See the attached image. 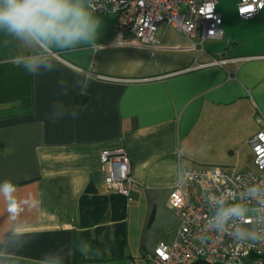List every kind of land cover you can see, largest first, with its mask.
<instances>
[{
	"label": "crops",
	"instance_id": "crops-1",
	"mask_svg": "<svg viewBox=\"0 0 264 264\" xmlns=\"http://www.w3.org/2000/svg\"><path fill=\"white\" fill-rule=\"evenodd\" d=\"M96 15L102 47L50 50L55 70L39 75L15 65L38 50L0 34V183L15 186L0 193V264H149L179 227L169 203L179 168H244L264 129V9L249 20L236 11L222 38L196 47L160 24L156 49L110 45L115 18ZM212 58L246 59L184 71ZM116 148L134 180L127 235L107 216L100 233L90 227L97 247H80L79 199L91 183L110 194L100 155Z\"/></svg>",
	"mask_w": 264,
	"mask_h": 264
},
{
	"label": "built area",
	"instance_id": "built-area-1",
	"mask_svg": "<svg viewBox=\"0 0 264 264\" xmlns=\"http://www.w3.org/2000/svg\"><path fill=\"white\" fill-rule=\"evenodd\" d=\"M219 0H96V14L115 18L116 40L110 45L135 44L156 49L160 46L157 31L160 24L203 45L207 39L223 37V17ZM264 9V0H239L237 13L243 20L256 17ZM131 41H124L126 34ZM246 58H212L190 67L189 71L211 66L238 63ZM99 78L111 80L113 78ZM253 168L238 170L223 166L210 168L180 167L169 196V203L179 218V227L171 242L159 241L147 254L149 264H195L204 260L215 264H264V240H241L235 233L241 229L264 230V207L260 198H251L253 187L264 188V129L249 140ZM102 180L108 193L130 197L134 180L130 159L124 148L106 149L100 155ZM218 201L240 204L245 216L233 218L222 229L212 220Z\"/></svg>",
	"mask_w": 264,
	"mask_h": 264
},
{
	"label": "clouds",
	"instance_id": "clouds-1",
	"mask_svg": "<svg viewBox=\"0 0 264 264\" xmlns=\"http://www.w3.org/2000/svg\"><path fill=\"white\" fill-rule=\"evenodd\" d=\"M96 0H0V34L37 49L23 57H16L17 67L30 75L55 70L49 52L55 49H69L87 45L93 50L100 39L101 20L96 15ZM79 113H73L75 119ZM63 118L53 116L55 122ZM15 190L10 180L0 183V193L6 196ZM251 198H260L264 207V188L253 187ZM14 211V209H10ZM247 209L240 204H226L218 201V210L212 220L216 229H222L229 220L245 216ZM264 222L261 217L257 223ZM241 240L261 242L264 230L241 229L235 233Z\"/></svg>",
	"mask_w": 264,
	"mask_h": 264
},
{
	"label": "trees",
	"instance_id": "trees-1",
	"mask_svg": "<svg viewBox=\"0 0 264 264\" xmlns=\"http://www.w3.org/2000/svg\"><path fill=\"white\" fill-rule=\"evenodd\" d=\"M128 198L115 194H100L94 183H91L87 190L79 199L81 226L84 229L79 238L80 247L89 244L96 248L98 240L93 237L90 227L98 225L94 232L100 233L106 227L101 226L109 216L110 220L115 223L116 236L125 238L127 235V225L125 222L127 212ZM195 264H215L204 260Z\"/></svg>",
	"mask_w": 264,
	"mask_h": 264
},
{
	"label": "rangeland",
	"instance_id": "rangeland-1",
	"mask_svg": "<svg viewBox=\"0 0 264 264\" xmlns=\"http://www.w3.org/2000/svg\"><path fill=\"white\" fill-rule=\"evenodd\" d=\"M218 8H219V11L221 12L222 16H223V19H226V21H228V19H234V14L236 13L237 11V5L239 3V0H219L218 2ZM225 26V21H224V24H223V28ZM248 163L243 167L241 168H237L238 170H247V169H251L253 168V162H252V153L251 151L249 150V159L247 161ZM212 166H204L203 168H210ZM230 168H233V167H230ZM245 229H248V228H245ZM249 230V229H248Z\"/></svg>",
	"mask_w": 264,
	"mask_h": 264
},
{
	"label": "water",
	"instance_id": "water-1",
	"mask_svg": "<svg viewBox=\"0 0 264 264\" xmlns=\"http://www.w3.org/2000/svg\"><path fill=\"white\" fill-rule=\"evenodd\" d=\"M99 179V176L94 177L93 181L96 182Z\"/></svg>",
	"mask_w": 264,
	"mask_h": 264
}]
</instances>
